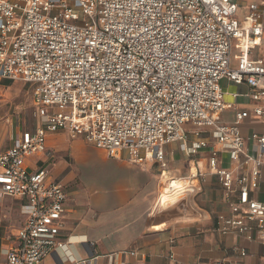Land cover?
Listing matches in <instances>:
<instances>
[{
    "label": "built area",
    "instance_id": "built-area-1",
    "mask_svg": "<svg viewBox=\"0 0 264 264\" xmlns=\"http://www.w3.org/2000/svg\"><path fill=\"white\" fill-rule=\"evenodd\" d=\"M261 47L264 0H0V80L32 86L37 121L0 150L2 193L27 200L8 263L41 264L65 251V188L50 169L28 163L62 131L111 157L126 152L136 165L159 164V209L177 199L196 214L192 198L216 175L231 215L219 214L215 230H243L252 241L258 229L264 245V202L250 195L262 177L264 133H242L246 113L226 104L221 87L223 79L247 85L252 115L264 118V60L251 56ZM226 109L236 111L234 122L223 120ZM169 145H181L195 168L167 173ZM221 153L240 163L223 167ZM240 166L249 172L239 174Z\"/></svg>",
    "mask_w": 264,
    "mask_h": 264
},
{
    "label": "crops",
    "instance_id": "crops-1",
    "mask_svg": "<svg viewBox=\"0 0 264 264\" xmlns=\"http://www.w3.org/2000/svg\"><path fill=\"white\" fill-rule=\"evenodd\" d=\"M258 50L251 53L254 59H261ZM15 84L16 81L0 80V150L15 145L21 132L34 130L37 122L33 128H25L6 115L7 104L19 89ZM221 87L226 104L237 105L246 113L240 123L242 133H264V118L252 115L254 103L246 96L249 87L227 79L221 81ZM235 117L234 109L222 114L226 122H234ZM170 146L174 148L172 153ZM251 149L256 153L254 146ZM210 153L211 147L202 150L198 167L203 171L208 170ZM166 160L167 173L186 175L195 168L181 145L167 146ZM219 161L227 169L240 163L229 160L226 153L220 154ZM28 163L33 169H50L51 179L62 183L67 193L61 232L65 251L49 255L41 264H264V245L258 239V229L252 241L243 230L229 235L215 230L219 214L231 215L230 202L216 175L209 174L192 198L197 208L193 215L183 200H173L171 212L159 209L164 177L157 163L136 165L126 152L111 157L82 137L72 139L64 131L49 134L47 153L29 158ZM248 172L247 168H238L239 174ZM250 195L264 202V168ZM26 203V199L6 195L0 188V264H9L5 251L19 243L18 232L27 218Z\"/></svg>",
    "mask_w": 264,
    "mask_h": 264
},
{
    "label": "rangeland",
    "instance_id": "rangeland-1",
    "mask_svg": "<svg viewBox=\"0 0 264 264\" xmlns=\"http://www.w3.org/2000/svg\"><path fill=\"white\" fill-rule=\"evenodd\" d=\"M250 2L251 0H244ZM245 11L242 10L241 13L243 14ZM259 56L264 59V47L259 48L257 51ZM236 65V63H233ZM15 89L19 88L17 91V94L14 95L11 100H9V103L7 104V111L8 116H11L14 119V122L17 121L21 126H24L25 128H33L35 126V117H34V104H33V97H32V86L29 84H26L22 81H16V84L14 85ZM225 115H228L225 114ZM192 126H185V129L187 131L192 130ZM173 146L169 147L170 153L173 152ZM157 167L161 169V166L157 164ZM162 170V169H161ZM186 171V170H185ZM172 203H168V205H164L163 212L167 213L170 211ZM157 212V211H156ZM167 218V216H164ZM163 217V218H164Z\"/></svg>",
    "mask_w": 264,
    "mask_h": 264
},
{
    "label": "bare ground",
    "instance_id": "bare-ground-1",
    "mask_svg": "<svg viewBox=\"0 0 264 264\" xmlns=\"http://www.w3.org/2000/svg\"><path fill=\"white\" fill-rule=\"evenodd\" d=\"M165 218V217H164ZM162 219V218H161Z\"/></svg>",
    "mask_w": 264,
    "mask_h": 264
}]
</instances>
